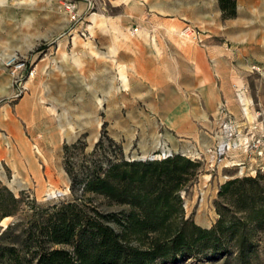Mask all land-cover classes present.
I'll return each mask as SVG.
<instances>
[{"label":"rangeland","instance_id":"374dc122","mask_svg":"<svg viewBox=\"0 0 264 264\" xmlns=\"http://www.w3.org/2000/svg\"><path fill=\"white\" fill-rule=\"evenodd\" d=\"M65 1L68 0H0V60L15 52L26 64L33 66V76L25 80L22 95L33 89L38 109L33 123L27 128L22 125L21 139L7 135L3 120L9 111L14 113L13 104L21 95L15 101L9 100L15 84L0 65V187L19 199L14 213L0 219V232L12 225L4 242L10 243L12 236L20 234V230L28 225L33 208L49 207L80 196L81 177L92 171H102L109 162L148 159L162 148H167L171 154L174 149L199 162L195 176L179 191V197L184 217L201 228H209L217 219L214 201L218 187L228 179L254 176L256 172L264 171V112L260 104L264 100V0H260L258 6L254 3L250 17L246 10L242 14L243 18H249L248 53L244 56L249 60L243 85L238 82L236 88L251 95L247 115L239 109V122L249 124L236 126L230 115L235 134L228 142L236 146L231 145L219 162L214 156L217 145L197 150L190 144L174 145V135L159 122L153 108L139 107L131 102H124L122 107L116 104L115 99L126 96L125 92L117 90V86L127 88L128 77L124 69L126 82H120L118 69L122 62L115 54L107 58L99 53L95 41L76 36L72 44L68 42L65 48L60 45L55 52L56 43L65 35L67 27L62 8ZM72 1L76 4L85 2ZM90 1L93 3L91 12L107 3V0ZM136 1L148 5L151 10L164 8L166 15L182 16L184 22L175 30L177 37L187 41L190 40L180 34L184 25L198 28L204 34L207 29L199 20H214V12L220 11L218 0ZM237 2H243L245 6L249 0H234L235 6ZM235 14L225 17L220 11L222 19L232 18ZM72 26L76 28L77 23ZM86 44H90L99 56H92L90 60ZM235 48V53L239 54L238 47ZM68 69L71 71L67 72ZM57 71L62 74L58 75ZM103 72L108 73L109 85L106 90H99V74ZM51 96L59 98V106L44 108ZM43 109L48 111V116V113L43 114ZM219 128L224 141L221 122ZM15 151L19 154H12ZM72 179L79 181L74 193L69 189ZM96 198V202H103L100 197ZM103 209L116 211L121 207L112 205ZM14 246L20 256L25 253L24 246L18 242ZM258 253L260 264H264V248ZM219 263V259L211 261L201 255L176 264Z\"/></svg>","mask_w":264,"mask_h":264},{"label":"trees","instance_id":"16d2710c","mask_svg":"<svg viewBox=\"0 0 264 264\" xmlns=\"http://www.w3.org/2000/svg\"><path fill=\"white\" fill-rule=\"evenodd\" d=\"M218 3L222 16L234 15V0ZM198 167L179 153L109 162L80 178V196L33 208L10 243L4 242L12 229L7 225L0 232V264H176L201 255L219 264H260L264 171L223 182L214 201L217 219L201 228L184 217L179 197ZM78 182H70L73 193ZM18 201L0 187V219L13 214ZM112 205L121 209H103ZM16 242L25 248L22 256Z\"/></svg>","mask_w":264,"mask_h":264},{"label":"crops","instance_id":"0c3cea01","mask_svg":"<svg viewBox=\"0 0 264 264\" xmlns=\"http://www.w3.org/2000/svg\"><path fill=\"white\" fill-rule=\"evenodd\" d=\"M133 1L107 0L103 7L89 14L84 2H77L87 26L85 39L95 41L101 55L110 58L115 54L121 60L118 75L122 84L126 82V69L128 87L117 86L126 96L115 99L116 104L122 107L124 102H131L153 108L159 122L174 135V145L190 144L194 150L218 145L223 140L219 128L221 106L232 116L236 126L246 124L239 122V109L242 108L245 115L252 98L245 90L236 88V83L242 84L246 76L248 17L254 12V3L258 6L260 0H249L245 6L237 2L232 18L222 19L217 9L212 15L214 20H199L207 29L201 44L177 37L175 29L184 22L182 16L166 15L164 8L151 10L148 5ZM110 10L114 12L109 14ZM245 10L247 18L242 15ZM131 26L137 28L136 33H130ZM78 28L80 24L71 31L66 30L56 43L55 52L60 45L65 48L68 42L73 43L75 36L79 37L74 33ZM86 46L90 60L92 56H99L90 44ZM235 47L240 55L235 53ZM57 72L62 74V71ZM107 76L108 73L99 74V90L108 88ZM61 97L63 99V95ZM35 98V91L29 89L13 104L14 113L9 111L3 120L8 136L21 139L22 125L27 128L33 123L34 114L38 112ZM47 101L50 102L44 108L59 106L58 97L51 96ZM260 104L264 112V100ZM42 112L48 113L46 109Z\"/></svg>","mask_w":264,"mask_h":264},{"label":"built area","instance_id":"2783aa9c","mask_svg":"<svg viewBox=\"0 0 264 264\" xmlns=\"http://www.w3.org/2000/svg\"><path fill=\"white\" fill-rule=\"evenodd\" d=\"M84 7L85 11L88 14L92 13V1L85 0ZM62 8L67 19L66 30L71 31L73 28L72 25L76 23L77 25L80 24V28L76 29L75 32L78 34L79 37L86 38L88 36L87 26L83 24V13L78 9L76 2L72 0L65 1L62 4ZM135 31L136 27L133 26L130 32L134 33ZM180 34L196 44H201L203 32L198 28H195L190 25H184L181 29ZM0 65L6 70L9 77L11 78L12 83L15 84V88L13 89V93L9 99L10 101L14 100L16 97H19L20 95H22V93H24V82L25 80L33 76L34 68L30 65V63L26 64V61L15 52L2 58L0 60ZM219 115V117L221 118V129L223 131V136L225 140L220 142L214 149V156L217 162L221 161L225 151L228 150L231 145L232 147L236 146L234 143L230 144L228 142L229 139L235 134L232 130L233 121L231 120L229 113H227L224 107L221 106L219 108ZM244 147H246V145H244ZM162 149L161 151H159L158 154L150 155L148 159H160L171 155L170 150H168L167 148H164L163 150ZM56 195L59 196L61 195V193L56 192Z\"/></svg>","mask_w":264,"mask_h":264},{"label":"bare ground","instance_id":"6f19581e","mask_svg":"<svg viewBox=\"0 0 264 264\" xmlns=\"http://www.w3.org/2000/svg\"><path fill=\"white\" fill-rule=\"evenodd\" d=\"M240 100V99H239ZM247 115V114H246ZM163 150V149H162Z\"/></svg>","mask_w":264,"mask_h":264}]
</instances>
